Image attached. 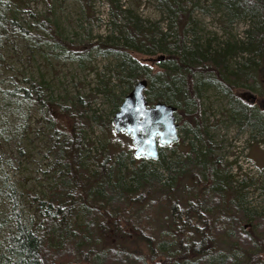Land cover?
I'll list each match as a JSON object with an SVG mask.
<instances>
[{
	"label": "trees",
	"instance_id": "1",
	"mask_svg": "<svg viewBox=\"0 0 264 264\" xmlns=\"http://www.w3.org/2000/svg\"><path fill=\"white\" fill-rule=\"evenodd\" d=\"M16 1L18 10L30 2ZM109 1L115 23L123 21L119 35L88 44L97 46V52L115 54L119 61L115 74L126 76V88L116 95L101 79V91L112 98V109L107 118L93 113L91 119L110 131L111 115L123 97L135 82L146 79L148 103L178 102L183 106H176L178 125L189 123L195 137L204 141L177 160L163 157V146L155 159L133 153L128 167L124 155L132 151L131 144L115 140L110 148L107 143L100 152L84 154L89 100L77 94L69 104L61 103L57 109L69 118V127L51 126L49 148L43 153L49 159L44 172L54 183L46 184V196L37 199L40 217L35 228L12 205L11 226L0 241V264H264V197L259 210L248 207L245 187L251 182L235 184L227 174L228 163L215 155L216 146L206 134L209 123L200 104L201 86L217 85L228 96L230 109L241 117L234 118L239 125L262 133L264 139V0H219L229 21L249 17L252 23L239 44L218 49L187 39L189 10L175 0H169L175 23L170 42L166 40L170 32L144 26L139 17ZM37 18L46 28L43 37L60 54L87 55L54 21ZM136 52L162 53L157 70L140 63ZM236 55L242 60L230 67L229 60ZM41 88V83L33 82L25 96L30 93L48 106ZM238 89L254 95L244 101L236 95ZM88 158L98 165L90 174L82 170ZM154 161L158 165H152ZM163 201L168 216L157 232L155 221ZM78 213L83 214L82 222Z\"/></svg>",
	"mask_w": 264,
	"mask_h": 264
},
{
	"label": "rangeland",
	"instance_id": "2",
	"mask_svg": "<svg viewBox=\"0 0 264 264\" xmlns=\"http://www.w3.org/2000/svg\"><path fill=\"white\" fill-rule=\"evenodd\" d=\"M6 1L0 0V241L11 226L12 205H17L30 228H35L39 220L37 199L46 196V184L54 183L44 172L49 162L43 157L49 148L47 134L52 131L51 126L64 124L69 127V118L58 111V105L63 102L69 104L77 94L90 101L84 121V154L88 150L100 152L107 143L110 148L115 140L123 145L131 144V138L125 132L114 135L112 126L110 131H106L90 117L95 113L107 118L112 109V98L101 91V79L108 82L116 95L126 88V76L115 74L119 62L115 54L97 52V46L88 44L119 35L121 29L118 24L123 25V21L115 23L110 1L30 0L23 6L24 10L15 7L16 0L9 4ZM111 1L139 17L144 26L172 33L167 34V42L173 39L174 36L170 35H174L175 29L172 21L174 9L169 0ZM175 1L184 10H189L187 39L196 40L199 45L211 49L239 44L244 39V29L252 23L249 17L229 21L219 0ZM39 15L54 21L63 36L73 41L77 48L85 49L87 55L60 54L53 43L43 37L47 32L37 18ZM162 55L134 53L140 63L154 70H157ZM240 57L231 58L230 67L235 61L242 60ZM33 82L41 83V97L48 106L42 105L30 93L25 96V90ZM157 92L158 89L153 90V93ZM236 95L248 101L254 93L238 89ZM177 104L173 105L183 108ZM200 104L209 123L206 134L216 146L215 155L228 163L227 174L233 183L251 182L245 187L247 205L259 210L264 197L263 134L239 125L234 118L241 117L230 109L228 96L217 85L201 86ZM190 105L187 107L189 110L193 108ZM179 117L176 111V120ZM178 136L176 142L163 146V157L172 160L183 158L189 148H199L204 141L202 137L199 140L195 137L187 122L178 127ZM133 153L134 148L125 152L124 161L128 167ZM151 164L158 165L157 161ZM94 169H98L97 163L88 158L83 172L90 174ZM177 194H180V189ZM167 216V203L163 201L155 221L157 232L164 227ZM77 219L82 222L83 214L78 213Z\"/></svg>",
	"mask_w": 264,
	"mask_h": 264
},
{
	"label": "water",
	"instance_id": "3",
	"mask_svg": "<svg viewBox=\"0 0 264 264\" xmlns=\"http://www.w3.org/2000/svg\"><path fill=\"white\" fill-rule=\"evenodd\" d=\"M146 85V79L138 80L123 97L112 116V129L114 133L125 131L130 136L135 156L155 159L159 145L178 140L177 107L163 101L148 105L143 92Z\"/></svg>",
	"mask_w": 264,
	"mask_h": 264
},
{
	"label": "flooded vegetation",
	"instance_id": "4",
	"mask_svg": "<svg viewBox=\"0 0 264 264\" xmlns=\"http://www.w3.org/2000/svg\"><path fill=\"white\" fill-rule=\"evenodd\" d=\"M179 126V125H178Z\"/></svg>",
	"mask_w": 264,
	"mask_h": 264
}]
</instances>
